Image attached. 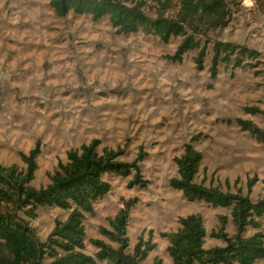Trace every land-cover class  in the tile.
I'll use <instances>...</instances> for the list:
<instances>
[{"label": "rangeland", "instance_id": "1", "mask_svg": "<svg viewBox=\"0 0 264 264\" xmlns=\"http://www.w3.org/2000/svg\"><path fill=\"white\" fill-rule=\"evenodd\" d=\"M126 1L144 2L152 18L160 13L173 17L179 9L178 0H171L169 10L154 0ZM232 14L228 27L212 31L209 38L256 50L259 61H253L255 68L223 63L213 79L211 46L199 69L197 51L182 62L167 58L182 36L164 43L142 32L123 35L108 18L60 17L47 0H0V166L25 167L21 154L40 141L33 182L40 188L50 183L60 161L67 162L70 150L93 140L101 142L100 150L124 151L126 162L140 151L148 155L141 165L145 188H129L130 179L105 177L111 191L95 203L85 222L89 255L96 252L90 240H106L101 227H108V220L134 198L139 202L130 217V250L151 232L156 244L143 264L157 259L173 264L169 240L161 234L177 231L180 218L189 215L204 219L206 248L224 245L210 233L221 215L229 217L227 229L234 233L231 210L189 202L170 185L178 176L175 159L193 138L198 137L195 145L204 156L197 183L230 193L240 188L254 202L264 198V143L236 123L240 118L264 129V113L246 112H264V0H235ZM254 176L259 181L249 193L247 181ZM68 214L41 208L31 225L45 241L56 221ZM254 232L249 229L248 235Z\"/></svg>", "mask_w": 264, "mask_h": 264}, {"label": "trees", "instance_id": "2", "mask_svg": "<svg viewBox=\"0 0 264 264\" xmlns=\"http://www.w3.org/2000/svg\"><path fill=\"white\" fill-rule=\"evenodd\" d=\"M55 13L66 17L70 13L90 15L93 20L108 18L119 34L144 33L169 43L172 38L184 39L173 55L167 58L182 62L189 52L197 51L196 65L203 69L212 47L211 77L216 79L219 67L225 63L234 68L257 67L260 53L233 42L212 40L209 34L228 27L232 21L235 0H178L175 16L163 13L150 17L144 2L126 0H47ZM164 10H169L171 0H154ZM206 39V40H204ZM245 60L251 62L245 63ZM247 113H264L249 108ZM237 125L258 142L264 143V129L252 121L237 119ZM197 138L184 147L183 154L175 159L178 176L170 182L172 188L182 192L189 202H204L215 208L231 210L234 233L228 232L229 217L221 215L210 238L223 242V246L206 248L208 237L204 219L200 215L180 218V228L162 233L169 240L167 252L173 264H256L264 260V198L254 202L239 188L236 193L224 192L217 187H206L196 182L204 156L196 148ZM93 140L79 150L67 153V162L60 161L50 175V183L36 188L33 182L39 168L41 142L28 154H21L25 167L18 164L0 166V264H143L156 249L152 232L149 239L141 236L134 250H130L128 228L137 198L128 200L124 207L108 220V227L100 233L106 240L91 239L96 250L86 252L87 232L85 222L95 212V203L111 191L105 179L115 175L130 179L129 188L146 187L142 163L147 154L140 151L133 162L122 160L124 151L103 148ZM259 181L257 176L248 179L249 193ZM239 180L236 181V184ZM264 183V180H263ZM58 208L68 212L65 220H57L45 241L37 228L31 225L39 209ZM249 229L255 232L248 235ZM152 264H164L155 260Z\"/></svg>", "mask_w": 264, "mask_h": 264}]
</instances>
